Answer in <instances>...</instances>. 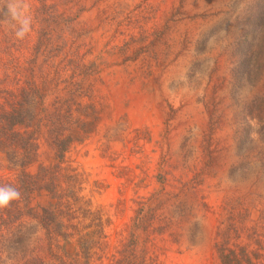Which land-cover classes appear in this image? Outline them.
Returning <instances> with one entry per match:
<instances>
[{
	"label": "rangeland",
	"instance_id": "obj_1",
	"mask_svg": "<svg viewBox=\"0 0 264 264\" xmlns=\"http://www.w3.org/2000/svg\"><path fill=\"white\" fill-rule=\"evenodd\" d=\"M27 3L20 40L0 0V264H264V0Z\"/></svg>",
	"mask_w": 264,
	"mask_h": 264
},
{
	"label": "clouds",
	"instance_id": "obj_2",
	"mask_svg": "<svg viewBox=\"0 0 264 264\" xmlns=\"http://www.w3.org/2000/svg\"><path fill=\"white\" fill-rule=\"evenodd\" d=\"M5 15L17 39H24L32 31L33 17L27 0H6ZM252 124L259 127L258 122ZM255 135V133H253ZM21 199V192L12 185H0V209L10 206L11 202Z\"/></svg>",
	"mask_w": 264,
	"mask_h": 264
},
{
	"label": "trees",
	"instance_id": "obj_3",
	"mask_svg": "<svg viewBox=\"0 0 264 264\" xmlns=\"http://www.w3.org/2000/svg\"><path fill=\"white\" fill-rule=\"evenodd\" d=\"M21 192V199L11 202L10 206L0 209V254L8 252L20 243L23 234L19 230L12 231V226L23 216L22 209L26 207V191L20 186H15ZM4 249H7L5 251Z\"/></svg>",
	"mask_w": 264,
	"mask_h": 264
}]
</instances>
